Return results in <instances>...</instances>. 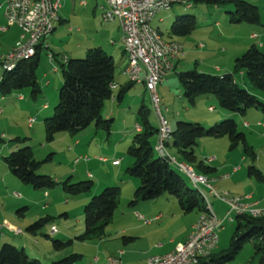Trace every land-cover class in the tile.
<instances>
[{
	"label": "rangeland",
	"instance_id": "374dc122",
	"mask_svg": "<svg viewBox=\"0 0 264 264\" xmlns=\"http://www.w3.org/2000/svg\"><path fill=\"white\" fill-rule=\"evenodd\" d=\"M83 1L90 2V0ZM180 1V3H175L172 6L171 10L168 11L169 13H162L164 16L171 14V18L166 19L165 24H154V27L166 40L168 37L166 31L171 29L176 16L193 15L196 17L198 30L187 38L179 39L184 46L185 53L181 68L183 71L198 68L214 72L221 71L224 73L225 71H231L234 73L237 54L245 53L254 43L264 52L262 46L264 35L251 37L246 30H239L237 33L228 31L229 35L226 37L221 38L219 36L221 28L215 27V23L218 22L223 24V26L225 24L229 25L230 15L227 13L234 12L232 7H214L201 4L197 0ZM246 1L257 6L261 11V16L264 17V0ZM62 3L63 9H60L59 15L64 19L62 26H68V29L65 28L60 31V35L62 34L64 38L62 45L55 43L53 45L55 51L60 50L59 54L71 51L74 46L80 43L79 41L84 39L90 42L96 40L109 48L114 38L121 37L120 32L117 30H113L110 34L104 33L102 30L105 24H102L103 19L101 20L100 18V5L104 3V0H98L99 7L96 16L92 14V6L80 7V0H63ZM3 13L4 11L0 9V28L5 29L4 31L0 30V58L2 55L8 54L16 46L17 42H20L22 36V31L19 27H8ZM209 17L212 18L210 27L216 29L214 32L212 28L204 27L207 26L205 20ZM244 26L248 27V25ZM67 37H69V42ZM238 40L237 46L233 47L232 42L237 43ZM198 45H204L205 48L200 49L197 47ZM86 55L87 53L76 59H84ZM121 57L122 54L117 53L116 61H119ZM1 63L0 59V78L4 73ZM57 67L58 73L53 70L54 67L49 62V52L44 46L40 65L36 70L37 81L41 89L38 96L34 97L32 88H24L9 97L3 98V100L0 99V225L4 228V234H7L10 238V245L20 249L24 248L31 258L40 260L42 264H53L74 254L83 255L85 258L84 262L77 264H85L87 260L93 261L94 257L98 255L102 257L104 248V245H101L102 241L107 244L105 249L108 254L119 257L125 247L124 236L121 233L132 224L131 220L127 219L126 216L129 214L128 203L131 194L133 193L134 195L135 191L134 182H128L122 186L119 194V208L115 212L113 222L105 229V235L101 239L94 238L81 242L74 238L84 228V208L88 204L85 205L83 203L84 197L75 198L69 196L62 187L47 191L35 190L21 183L19 179L8 171V167L5 164V158L12 153L10 149L15 147L16 142L14 140L21 138L27 140L28 145L33 150L34 158L42 162L38 174L51 176L60 183L68 179L71 180V183L92 181V193L97 196L107 188L105 185L108 183H115L122 178L125 181L128 180L127 170L130 163H134V158L128 154L127 150L136 135L135 127L139 122L138 110L142 99L131 95L132 92L128 93L122 105V110L124 108V111L127 112L126 115L123 112H119V106L114 108L116 115L113 122L114 127L119 129L120 132L124 128L131 131V134L127 135L124 141L119 144H115V139L121 138V136L114 137L115 139L112 138L108 143L100 135L93 140V144L90 147L87 141H82V144L77 146L72 138L76 136L69 133L60 134L55 140L48 141L45 119L54 116L55 107L59 103V91L63 85L62 67L58 63ZM116 74H121L119 66ZM236 80L241 88L248 89L252 95L257 96L264 104V91L254 88L246 77H242L239 74L236 75ZM170 87H172L171 83H166L164 85L165 89L158 87V94L161 100L160 109L163 118L173 129L180 121L191 123L208 119L212 123H207L206 129H210L216 123L235 120L239 130L246 134L247 146L241 143L233 149L228 137L219 139L205 137L199 139L196 156L205 165L217 169L216 172L211 174L212 177L220 180L223 176L230 174L235 168H240L241 170L234 180H224L219 186L218 193L228 194L231 198H242L244 195L252 194L255 195L256 199L260 195L264 197V183L260 182L255 174L248 175V168L252 164V156L246 151V147L248 150L254 151L256 154L254 165L264 175V111L250 109L245 116L231 115L229 118H223L222 120L221 112L224 111L220 108L218 102L216 103V112L211 113L209 104L204 100L199 101L195 107H192L184 100L183 91L179 92V90ZM149 94L144 96V102L150 111L151 121L158 126L157 119L159 120V117L156 113L159 114V110L157 107L155 109ZM21 96H23L22 99L19 98ZM164 99L166 100L165 103ZM181 99L184 101H181ZM110 100H107V106ZM45 105L48 106V109H44ZM130 108L134 110V113L130 112ZM166 108L169 111H166ZM110 110L113 112V108ZM33 117L37 118L31 122L30 118ZM219 118L220 120H218ZM159 123V126H161L160 130L165 131L167 124L161 120V117ZM168 152L179 164H184V157L175 148L169 147ZM99 157L106 158L107 161L100 163L97 160ZM155 157H158L156 153ZM78 158H82V160L77 163L76 160ZM209 159H213L212 163H207ZM115 161H119V163L116 164ZM173 169L177 170L174 166ZM194 170L197 173L196 175L205 176L201 175L197 168ZM179 173L186 184L193 188L194 183L188 174L180 171ZM203 189L214 206V211L220 212L222 218L226 217L227 202L211 196L207 189ZM19 194L27 200L25 209L22 210L25 217L17 213L15 201L19 198ZM171 207L173 206L168 205L165 213H170ZM260 210H264V208H260ZM144 211L149 213V215L158 213L157 210L149 208ZM66 212L69 214L68 218L65 217ZM197 215L198 213L194 211L170 218L166 224L160 225L161 227L154 225L149 230L153 235L152 244L149 246L146 243H142L144 246V249L141 250L142 252L140 251L134 256L122 257L123 264H138L144 259L154 256V253H159L158 248H155L154 245L156 242L169 244L171 240H175L179 243ZM46 217H51L52 221L37 235L27 231V228L32 223ZM53 226L57 232H52ZM18 229L23 231V235L16 234ZM235 229L236 226L234 224L225 223L224 229L219 234V250H217V254L226 251L230 247ZM67 233L73 236V244L57 250L54 247V241L67 240L68 238H65ZM179 245L181 243L177 244V246ZM227 264H259L258 258L255 257L253 241L246 242L236 259Z\"/></svg>",
	"mask_w": 264,
	"mask_h": 264
},
{
	"label": "trees",
	"instance_id": "16d2710c",
	"mask_svg": "<svg viewBox=\"0 0 264 264\" xmlns=\"http://www.w3.org/2000/svg\"><path fill=\"white\" fill-rule=\"evenodd\" d=\"M197 2L214 7H232L234 12H228L230 24L261 25L260 9L246 0H197ZM196 26L197 19L193 15L176 17L168 37L172 40L187 37L195 31ZM40 49L39 46L31 60L20 61L12 72L4 70L0 80V97H9L24 88H32L34 97L38 96L41 89L36 70L40 65ZM59 64L62 67L63 85L59 91V103L55 107L54 116L45 119L47 140L53 141L63 133L78 136L91 126L110 132L113 120H105L103 111L107 100L113 97V89L116 87L117 66L114 58L102 48H92L88 50L84 59H65L59 61ZM238 74L246 77L254 88L264 91V52L257 45H253L236 58L234 73L219 76L195 69L180 72L177 78L183 90L184 100L192 107H195L199 101L212 99L219 103L224 111L222 113L228 114L229 117L231 115L245 116L250 109L264 111V104L259 98L252 95L248 89L239 86L236 80ZM130 84L123 87L115 97L119 103L124 100L132 87V83ZM138 116L140 131L136 133L127 150L128 154L134 158V164L128 168L127 173L139 180L140 185L129 206L134 207L141 202L155 201L170 195L178 201L184 214L197 211L201 215L207 208L205 200L194 185L191 188L186 184L179 173L182 171L173 163V157L168 152V148H175L184 157V164L197 168L206 176L215 172V169L198 160L196 150L199 139L228 137L233 149L241 143L247 146L246 134L239 130L235 120L216 123L210 129H206V123L201 121L191 123L180 121L174 129L169 125L170 138L166 142V153L161 155L157 151L159 120L157 119L158 126H156L151 121L150 111L144 103L140 105ZM155 136L158 137L156 145L153 140ZM14 141L16 142L14 150L9 157L5 158V164L21 183L42 191L62 187L69 196L75 198H86L92 193V181L71 183L68 179L60 183L51 176L38 174L42 162L34 158L33 150L27 140L16 138ZM246 149L252 156L248 175L255 174L259 181H264L263 173L254 165L256 154L247 147ZM155 153L158 157H155ZM173 166L178 171L173 169ZM119 194V187H107L100 195H92L84 208V232L74 239L81 242L94 238L101 239L119 208ZM51 221V217L41 218L32 223L27 231L37 235ZM233 224L236 229L230 247L218 254L212 252V256L209 259H202L200 264L232 262L248 241H253L255 257L258 258L259 264H264V216L257 218L250 215L239 216ZM72 244V239L54 241V247L57 250ZM81 261L82 255L74 254L53 264H77ZM0 264H42V262L31 258L24 248L20 249L5 243L0 246Z\"/></svg>",
	"mask_w": 264,
	"mask_h": 264
},
{
	"label": "crops",
	"instance_id": "0c3cea01",
	"mask_svg": "<svg viewBox=\"0 0 264 264\" xmlns=\"http://www.w3.org/2000/svg\"><path fill=\"white\" fill-rule=\"evenodd\" d=\"M0 1H1L0 2V9L3 10V8L1 6L4 3V0H0ZM79 6L80 7H89V6H92V14L94 16H96V13H97V10H98V7H99L98 0H90V2H88V1L86 2V1L80 0ZM61 9H63V3H62V6H61ZM105 9H108V4H107L106 0H104V3L100 5L101 15H102V13H103V11ZM162 13L165 14V13H169V12L167 11V12H162ZM162 13L158 14L156 16V18L153 20V23H152L153 27H154V24H156V23L157 24H165L166 19H170L171 18V14H166V16H164V15H162ZM260 13H261V11H260ZM101 15H100V18L102 20V16ZM3 17L6 20V18L4 16V13H3ZM59 18L60 19H59L58 23L56 24V28H55L54 33L43 43V46L39 50L40 56H41V53H42V50L44 49V46L47 47L46 50L49 52V62L54 67L53 70L58 73L57 63L59 64V61H64L65 59H76V58H79V57H82L83 55H85V53H87V51L89 49H92V48H102L105 52H107L109 55H111L114 58V61H115L116 66L117 67L119 66V68L121 69V74L120 75L115 74V86L116 87H115V89H113V97L109 101V105L108 106L107 105L105 106V109L103 111V118L105 120H113V122H114L115 121V117H116L115 112H114V108L116 106H119V110H120L119 112H121V113L123 112L126 115L127 112L124 111V108L122 110V105H123V101L125 100V98H126V96H127L128 93H131L132 92L131 95H135L138 98L142 99V103L145 104V102H144V96L146 94H149V93H148V91L146 89V86H145V84L143 82L137 83V84H132V87L128 90V93L126 94L124 100L121 103H119L117 101V99L115 98L123 87L130 86L131 85L130 84V81L127 78V76L124 74V71H125V69L127 67V64H128V58H127L126 53L124 51L123 31H122V28H121L120 23L119 22L105 23L102 20V24H105V26L102 28V30H103L104 33H109L110 34L113 30H117L121 34V37L120 38H114L113 39V42L110 44L109 48L105 47L101 42L99 43L96 40H93L92 42H90L89 40L84 39V40L79 41L80 43L78 45L74 46L71 51L66 52V53L59 54L60 53V50L55 51L53 45H54V43L55 44L62 45L64 38L62 37V34L60 35V31H63L65 28L68 29V26L67 27L66 26H62L63 23H64V19L62 17H60V15H59ZM205 23H206L207 26H204V27H207V28L209 27L208 29H211L212 28V27H210L211 24H212V18L211 17H209L208 19H206L205 20ZM244 25H247V24H238V25H233V24L226 25L225 24L223 26V24H219L218 22L215 23V27L221 28V34H219V36L221 38L228 36L229 35V32L228 31H232V32H236L237 33L239 30H246L250 34L251 37H257V36L264 35V17L263 16H261V25H259V26H256V25H248V27H246ZM225 27H226V29H225ZM69 30H72V29H69ZM170 30L166 31L167 32V35H169ZM197 30H198V22H197V26H196L195 31H197ZM212 30H213V32L216 31V29H214V28H212ZM195 31L193 33H195ZM193 33L191 35H193ZM191 35H189V36H191ZM189 36H187V37H189ZM187 37H182V38H187ZM166 39L167 40H172L169 37H167ZM179 39L180 38H173L174 41H178L179 43L182 44V42ZM239 40L237 41V43L236 42H232V46L233 47L237 46ZM67 41L69 42V37H67ZM254 45H255V43H254ZM262 46L264 48V43L262 44ZM197 47L200 48V49L205 48L204 45H198ZM117 53H121L122 54V57L120 58L119 61H116V59H117ZM243 54L244 53L237 54L236 57H235V60H236V58L240 57ZM50 56L52 57V59H50ZM2 57H3V55L1 56L0 59H2ZM183 58L184 57L180 58L176 62L175 71L172 74H170L162 82V84L159 86V88L162 87V89H165L164 88V85L166 83H171L172 87H170V88H175L176 90H179V92L180 91L181 92L183 91L181 89L182 87H181L180 83L178 82V78H177V74L180 73V72H183V70L181 69L182 68V65H183V61H184ZM198 70L201 71V72H204V73L214 74V75H219V76L224 75V74L232 73L231 71H225L223 73L221 71L214 72V71H208V70H200V69H198ZM185 71H187V70H185ZM1 78H2V76H1ZM1 78H0V80H1ZM19 98L22 99L23 96H21ZM0 99L3 100V97H1ZM181 101H184V100L181 99ZM204 101L209 104V111L211 113H215L216 110H217V108H216V102L214 100H212V99H207V100H204ZM165 102H166V100L164 99V103ZM112 108H113V112H111V110H110ZM44 109H48V106L45 105L44 106ZM166 111H169V109L166 108ZM130 112L131 113L132 112L134 113V110H132L130 108ZM221 116H222V118L229 117L228 114H224L222 112H221ZM36 118L37 117H33V118H30V119L31 120L32 119L33 120H36ZM218 120H220V118ZM201 122L206 123V124L207 123L208 124L212 123V121H210L208 119H205V120L203 119V120H201ZM138 124H139V122L137 123V125L135 127V132L136 133L139 132L137 130V128L139 127ZM245 124H247V123H245ZM104 133L106 134V136H105ZM130 134H131V131H129L127 128L126 129L124 128L120 132V130L117 129V128H115L114 125H113V123H112L110 132H108V133L106 131L102 130V129L96 128L95 126H91L87 131L83 132L82 134H80V135H78L76 137H72V138L75 140V143H76L77 146H80L82 144V141H87V144L90 147L93 144V140H95V138L99 137L100 135H102V137L108 143L111 141L112 138L121 136V138H119V137L117 139L114 138L115 139V142H116L115 144H119V143H121V142L124 141V138L127 135H130ZM157 138H158L157 136H155L153 138L155 145L157 143ZM10 150L13 151L14 148L13 149H10ZM101 158L102 157L97 158V160L100 163L102 162L100 160ZM83 159H85V158H83ZM104 159H106V158H104ZM81 160H82V158H78L76 160V162L78 163ZM87 160H89V158H87ZM212 160L213 159H209L207 163H212ZM106 161H107V159H106ZM133 164L134 163L131 162L130 165H129V168ZM190 167L192 169H196L193 166H190ZM212 168H214V167H212ZM214 169H215V172H216L217 169L216 168H214ZM8 171H9V169H8ZM240 171H241L240 168H235V169L232 170V172L230 174H227V175L223 176L220 180L215 179L214 177H212V175H211L212 173L209 174V175H206V176L210 180H212V184H213L214 188L218 192L219 186H220V184L223 183L224 180H227V181L234 180L236 178V176L240 173ZM200 174L202 175L203 173H201V171H200ZM128 177L129 178H128L127 181H125V179L122 178V179L117 180L115 183H108L105 186L106 187H119L120 188V191H121V188H122V186L124 184H127L128 182H134L135 183L134 190L136 191V189L140 185L139 180H137V179L132 180L134 178H132L131 176H128ZM260 182L264 183V181H260ZM135 191H134V193H135ZM92 195H94V193H91L88 197L84 198L83 203L85 205L87 204V202L89 201V199H90V197ZM211 196H213V195H211ZM133 197H134V195L132 193L129 202L133 199ZM242 198H245L247 202L249 201L250 203L257 204V208H259V209L260 208H264V197H262L261 195L257 197L258 199H256V197H255L254 194H252V195H244ZM15 203H16L17 213L20 216L25 217L24 214H23V212H22V210L25 209V204H27V200L24 199V198H22L21 195L19 194V198L15 201ZM177 203H178V201L175 198H173L170 195H166V196H163V197H161V198H159L158 200H155V201L141 202V203L137 204L134 207L128 206L129 214L126 217H127V219H130L131 220L132 224L129 225L130 227L125 228L122 231V233H121V235L124 236V245H125V247L123 248V251L121 252V254H120L119 257L121 259H123L122 257H129V256H134V255L138 254L142 249H144V246L142 245V243H144V244L146 243V244H148L150 246V244H152L151 242H152V239H153V235H152V232H150L149 230L154 225L155 226H158V227L160 225L163 226L164 224H166L168 222V220L170 218L178 217V216L184 214L181 211V208L179 206V203L178 204ZM168 205H171L173 207H171V212L170 213H165V210H166V208H167ZM147 208L153 209V210H157L158 213H156L154 215H149V213H146L144 211ZM19 210H21L20 213H19ZM197 213H198L197 217H195L194 221L189 226V229L187 230V232L185 233V235L182 237V240L179 243H177L175 240H171L169 242V244L156 242L154 245H155V248H158V252L159 253H157V254L154 253V256L165 255V254H168L170 252H173L174 250L181 249V247L184 246V243L187 241L190 233L192 232L193 228L196 226V224H197V222L199 220L200 213L199 212H197ZM216 214H217V216H219L220 219H223L222 216L220 215V212H216ZM65 217L66 218L69 217V214L67 212L65 213ZM2 229H3V234L0 237V246H2L5 243L11 242L10 241V238L7 236V234L6 235L4 234V228H2ZM18 230H21V229H18ZM83 232H84V228L81 229V231L78 233V235H76V237L79 236L80 234H82ZM65 236H66L65 238H68V239H72L73 238V236L70 233L69 234L68 233L65 234ZM180 243H181V245L177 246V244H180ZM101 245L102 246L104 245V248H103V251H102L103 252L102 253V257H101V255H98L97 257H94L93 261L92 260L91 261H88L87 260L85 262V264H106L108 257L115 256V255H110V253L109 254L107 253V250L105 249V247H106L107 244H105V241H102L101 242ZM101 247H99V249H101ZM217 250H219L218 249V246L215 248V250L213 252L214 253H217ZM149 258H151V257H148V258L144 259L141 263H138V264H147V261H148ZM84 261H85V258L82 255V261L81 262H84ZM128 264H132V263H128ZM133 264H137V263H133Z\"/></svg>",
	"mask_w": 264,
	"mask_h": 264
},
{
	"label": "built area",
	"instance_id": "2783aa9c",
	"mask_svg": "<svg viewBox=\"0 0 264 264\" xmlns=\"http://www.w3.org/2000/svg\"><path fill=\"white\" fill-rule=\"evenodd\" d=\"M180 0H106L108 4L107 22H119L123 31V43H129L133 48V56H142L146 62V70L136 71L133 59L128 62L124 71L129 75L130 83L137 84L143 82L148 92H153V99L156 106L160 107L161 100L156 92V84L162 82L174 72L176 62L184 56V46L176 47H159L152 42H146L144 33H137L136 20L138 16H145V30L153 31V20L162 12L171 10L175 3ZM152 2H160L159 11L147 13V5ZM30 6H37V28L35 33H27L29 23L25 22V13ZM62 6V0H4L2 8L7 20L8 27L17 26L22 31L20 42L10 50L8 54L2 57L3 70L7 67L14 66L18 62V57L24 56L29 50H37L43 43L54 33L56 24L59 21V11ZM1 31L5 29L0 28ZM47 48V47H46ZM50 59L52 57L50 56ZM162 63H170L171 73H163ZM161 112V109H160ZM161 119L167 124V129L161 131L160 149L166 152L168 122ZM34 120L32 119L31 122ZM140 130V127L137 128ZM102 162L106 159L101 158ZM174 162H179L173 159ZM116 164L119 161H115ZM180 165V164H179ZM184 170V169H183ZM185 171V170H184ZM192 176V173L185 171ZM192 178L196 184H199L209 191L214 197L227 202V215L225 218L204 219L198 222V227H194L184 246L179 250H174L165 255L153 256L148 259L147 264H200L202 259H209V247L218 246L219 241H215V234H220L225 223H234L236 217L248 215L249 212H258L264 214V210L257 208V204L250 203L240 204V198H231L228 194H219L213 185H205L198 178ZM52 232H57L53 227ZM3 234L0 225V237ZM16 234H23L22 230H17ZM106 264H123L120 257L112 256L107 258Z\"/></svg>",
	"mask_w": 264,
	"mask_h": 264
},
{
	"label": "bare ground",
	"instance_id": "6f19581e",
	"mask_svg": "<svg viewBox=\"0 0 264 264\" xmlns=\"http://www.w3.org/2000/svg\"><path fill=\"white\" fill-rule=\"evenodd\" d=\"M134 1H141V0H134ZM159 9H160V2H152V3H148V5H147V13H154L155 11H159ZM107 15H108V9H105L103 14H102V19H103V21L105 23H111V22H107ZM36 18H37V6H30L29 9H27V11L25 13V22L29 23L28 26H27V33H35V30L37 28V19ZM145 28H146V18H145V16H138V18L136 20V31H137V33H144V37H145V41L146 42H152L153 45H157L159 47H168L169 45H173V46H176V47H183V45L181 43L177 42V41L163 39V37L160 35V33L154 27H153V31L145 30ZM123 45H124V50H125V52L127 54L129 62H131L132 59H133V64L135 65L136 71L146 70V62L143 61V57L142 56H133V48H131V45H129V43H123ZM35 55H36V50H29V52H27L24 56L18 57V62L14 66L7 67L4 70L7 71V72H12L13 70H15V68L17 67V64L20 61L31 60ZM162 70H163V73H171V65H170V63H162ZM126 76L128 77V79L130 81L129 75H126ZM159 85L160 84H156V92H158ZM149 93H150V96L152 98V102H153V104L155 106V109L157 107L158 110H159V114L158 113H156V114H157V116L159 117V120H160V117H161L160 107L156 106V104H155V101L153 99V92H149ZM168 126H169V123H168ZM160 129H161V126H160ZM170 133H171V128L169 126L168 130H167V141L170 138ZM158 140H159V143H157L158 144L157 151L161 155H164L166 152H164V151H162L160 149L161 130H160V133H159V139ZM173 163L182 172L186 173L185 171H188V172L192 173V176L194 178H198L199 180L204 182L205 185H213L212 184V180H210L206 176H198V175H196L197 173L194 172L195 170L192 169L191 167L187 166L186 164H182L181 163L179 165L178 163H176L174 161H173ZM186 174H188V173H186ZM188 176L193 181L194 186L199 190V192L203 196V198L205 200V203L207 205L206 211L203 212L200 215L198 222H200L201 220H204V219H209V216L211 218H218L219 216H217L216 212L214 211V208H213V206H212V204H211V202H210V200L208 198V195L206 194V192L203 189V188L206 189V187H203V186H201L199 184H196L195 180L192 178V176L189 175V174H188ZM240 204H248V203L246 202V199L240 198ZM248 215L253 216L255 218L264 216V214L261 215V213H258V212H249ZM198 222H197L195 227H198ZM215 241H219V234H215ZM216 247L217 246L209 247V254H212V252L215 250Z\"/></svg>",
	"mask_w": 264,
	"mask_h": 264
}]
</instances>
